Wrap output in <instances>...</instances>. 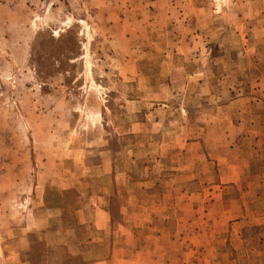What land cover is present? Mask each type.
Listing matches in <instances>:
<instances>
[{"label":"rangeland","instance_id":"1","mask_svg":"<svg viewBox=\"0 0 264 264\" xmlns=\"http://www.w3.org/2000/svg\"><path fill=\"white\" fill-rule=\"evenodd\" d=\"M261 107L264 0H0V264H264Z\"/></svg>","mask_w":264,"mask_h":264},{"label":"crops","instance_id":"2","mask_svg":"<svg viewBox=\"0 0 264 264\" xmlns=\"http://www.w3.org/2000/svg\"><path fill=\"white\" fill-rule=\"evenodd\" d=\"M243 103H244V101L237 99V100H233V101L229 102L226 107L222 106L218 109H220V111H225L227 109V107H228V109L233 107V108H235V111H236L235 113H237L239 105L243 104ZM253 104H255V103H253ZM220 115H221V117H223V115L221 113H220ZM227 115H230V111H228ZM255 115H256L255 116L256 118L254 120V124L257 125V128H254V126H252L251 130H245V131H242L241 128H239V130L236 128H229V133H228V135H226V138H224L225 144L224 145L222 144V138H221L220 139L221 140L220 146L221 147L223 146V148L226 151H228V153L229 152L235 153L236 155H237V151L235 149H237V150L240 149L237 146H240V147H252L253 146V147H257V148L261 149L264 146V107H261V110L257 111ZM226 117L229 120H231L230 116H226ZM189 145L193 149H197V145L199 146L200 143L199 142L198 143H191ZM221 164H223V162ZM234 165L235 164H231L230 166H228V170H236V168H238V167H235ZM244 167H246L248 169L251 168L252 167L251 162L247 161V165H245ZM240 172H242V171L240 170ZM222 175L225 176L226 173L223 172ZM230 176H237L238 177L239 173H234L233 175L231 174ZM220 180H221V183L223 182L226 184H237V182L239 181V178L224 180L223 177L220 176ZM263 186H264V184H263ZM256 187L258 188L260 186L257 185ZM259 197H261V198H258L256 200H252L249 203L250 205H247V202L245 203L244 201H242L240 203H239V201L232 203L231 200H228L227 202H225L226 208L223 207L222 210L218 211L219 217L226 220V223H228L229 220H232L233 218L242 219L244 221L248 218H252V219H257L258 221H261L264 224V196H259ZM216 201H218V202L224 201V197L222 195H219V197H217ZM105 217L106 216H100V219H99L100 224H105V221L107 220ZM90 222H92V224L95 225L96 229H98V230L105 228V227L104 228L99 227L98 221H97V216H96V219H94V221H90ZM106 223H107V221H106ZM222 226H223V224H222ZM222 226L218 229L214 228L211 231L212 234L218 235V236H216V238H218V239H219V236H222V240L217 242V244L220 246L219 249H221V246L222 247L225 246L227 240H229L230 242H236L235 246L232 247L234 250L237 251L239 249H242L243 240H241V236H242L241 230H237V229H233V228H231L229 230L227 224H226V228H224ZM263 247H264V245H263Z\"/></svg>","mask_w":264,"mask_h":264}]
</instances>
